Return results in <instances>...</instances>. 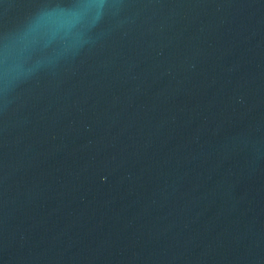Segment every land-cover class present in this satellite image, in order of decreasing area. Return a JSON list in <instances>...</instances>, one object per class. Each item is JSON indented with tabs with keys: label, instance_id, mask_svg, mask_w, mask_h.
Wrapping results in <instances>:
<instances>
[{
	"label": "water",
	"instance_id": "obj_1",
	"mask_svg": "<svg viewBox=\"0 0 264 264\" xmlns=\"http://www.w3.org/2000/svg\"><path fill=\"white\" fill-rule=\"evenodd\" d=\"M0 264H264V0H0Z\"/></svg>",
	"mask_w": 264,
	"mask_h": 264
}]
</instances>
